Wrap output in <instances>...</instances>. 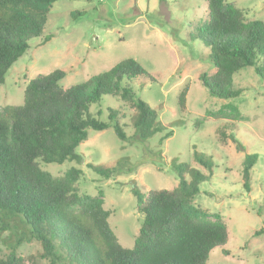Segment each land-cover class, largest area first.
<instances>
[{
    "label": "rangeland",
    "instance_id": "obj_1",
    "mask_svg": "<svg viewBox=\"0 0 264 264\" xmlns=\"http://www.w3.org/2000/svg\"><path fill=\"white\" fill-rule=\"evenodd\" d=\"M229 1L243 8L247 18L264 21V0ZM207 16L205 0H56L43 35L30 41L29 49L0 84V108L21 104L27 82L56 68L65 72L60 85L67 88L124 58H134L148 75L133 79L130 86L156 110L172 135L161 143L163 132L146 140L132 139V104L103 96L91 106V113L108 121V107L116 110L128 139L118 138L112 125L100 131L90 129L76 148L80 162H41V168L53 176L80 169L77 191L92 197L102 194L104 207L111 210V229L120 245L130 248L143 219L131 189L143 193L173 189L178 179L172 161L206 173L193 158L195 147L212 159L214 167L212 177L199 184L193 203L209 215H219L229 234L224 246L210 251L206 264H264V231L255 234L264 229V78L244 68L233 78L242 89L239 96L221 99L208 94L199 76L212 74L215 68L209 49L193 36ZM44 36L49 40L44 41ZM184 87L188 90L180 106L177 97ZM249 153L256 154L257 160L247 191L241 174ZM88 163L103 167L120 163L122 171L105 179ZM185 178L189 179L187 173ZM23 233L24 229L0 231V258ZM16 253L23 264H50L35 239L23 238Z\"/></svg>",
    "mask_w": 264,
    "mask_h": 264
},
{
    "label": "trees",
    "instance_id": "obj_2",
    "mask_svg": "<svg viewBox=\"0 0 264 264\" xmlns=\"http://www.w3.org/2000/svg\"><path fill=\"white\" fill-rule=\"evenodd\" d=\"M55 1L0 0V84L29 49L30 41L43 35ZM205 2L207 19L193 36L209 49L215 71L202 73L199 81L210 96L233 99L242 92L233 81L240 70L250 67L264 78V21L247 18L245 10L229 0ZM144 74L148 75L140 63L128 57L63 88L60 81L65 72L56 68L27 82L21 104L0 108V231L26 232L17 237L0 264H23L16 253L23 238L38 241L50 264H206L210 251L226 244V223L193 203L199 184L212 177L214 167L212 159L195 147L193 158L206 173L186 162L172 161L178 179L173 189L145 193L131 189L143 219L130 248L121 246L111 229V210L104 207L102 194L92 197L77 191L80 169L53 176L40 166L41 162H80L76 148L88 138L90 129L100 131L112 125L118 138L128 139L116 110L108 107V121L91 113V106L103 96L132 104V139L146 140L163 132L161 143L170 137L172 130H166L156 110L130 86ZM187 90L184 87L177 97L180 106ZM256 160L257 155L249 153L242 161V186L247 191ZM88 167L105 179L122 171L120 163L112 167L88 163Z\"/></svg>",
    "mask_w": 264,
    "mask_h": 264
}]
</instances>
